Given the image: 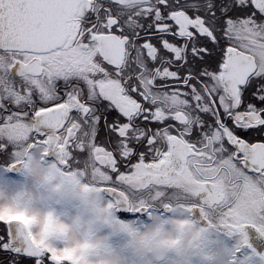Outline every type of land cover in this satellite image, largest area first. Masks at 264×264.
I'll use <instances>...</instances> for the list:
<instances>
[{
  "label": "snow or ice",
  "instance_id": "snow-or-ice-1",
  "mask_svg": "<svg viewBox=\"0 0 264 264\" xmlns=\"http://www.w3.org/2000/svg\"><path fill=\"white\" fill-rule=\"evenodd\" d=\"M8 176L0 264H264V0H0Z\"/></svg>",
  "mask_w": 264,
  "mask_h": 264
},
{
  "label": "clouds",
  "instance_id": "clouds-1",
  "mask_svg": "<svg viewBox=\"0 0 264 264\" xmlns=\"http://www.w3.org/2000/svg\"><path fill=\"white\" fill-rule=\"evenodd\" d=\"M38 175V173H37ZM17 193L14 191H5L3 199H4V205L3 207L7 208L10 206L11 204V199L12 197H14ZM29 195H31V191L29 190ZM46 215V214H45ZM45 216L44 215H40L37 216L35 222H34V226L36 228V235L37 238H42L43 235L46 234V229H45ZM47 231H62L64 229H68V240H69V250L70 251H74L77 254H79L80 252H84V251H89L92 248V244H89L88 247H85V241H83L82 239H80L70 228L69 225H66L63 221H56L54 218L51 219L50 221L47 222ZM142 238V237H141ZM166 245L171 247V248H175L176 247V241L175 238H169L165 241ZM61 256L64 255L63 252L59 253Z\"/></svg>",
  "mask_w": 264,
  "mask_h": 264
},
{
  "label": "rangeland",
  "instance_id": "rangeland-1",
  "mask_svg": "<svg viewBox=\"0 0 264 264\" xmlns=\"http://www.w3.org/2000/svg\"><path fill=\"white\" fill-rule=\"evenodd\" d=\"M9 177V176H8ZM6 178V179H0V182H7V183H11L13 180L15 179H11V178ZM16 181H20V180H16Z\"/></svg>",
  "mask_w": 264,
  "mask_h": 264
},
{
  "label": "flooded vegetation",
  "instance_id": "flooded-vegetation-1",
  "mask_svg": "<svg viewBox=\"0 0 264 264\" xmlns=\"http://www.w3.org/2000/svg\"><path fill=\"white\" fill-rule=\"evenodd\" d=\"M8 178L15 179V180H22V178L20 177H13V176H9Z\"/></svg>",
  "mask_w": 264,
  "mask_h": 264
},
{
  "label": "trees",
  "instance_id": "trees-1",
  "mask_svg": "<svg viewBox=\"0 0 264 264\" xmlns=\"http://www.w3.org/2000/svg\"><path fill=\"white\" fill-rule=\"evenodd\" d=\"M4 257H3V254H0V259H3Z\"/></svg>",
  "mask_w": 264,
  "mask_h": 264
}]
</instances>
